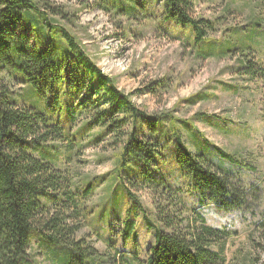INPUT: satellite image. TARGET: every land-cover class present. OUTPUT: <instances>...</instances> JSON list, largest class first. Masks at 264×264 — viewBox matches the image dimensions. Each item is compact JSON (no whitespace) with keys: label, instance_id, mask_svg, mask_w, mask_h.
<instances>
[{"label":"trees","instance_id":"trees-1","mask_svg":"<svg viewBox=\"0 0 264 264\" xmlns=\"http://www.w3.org/2000/svg\"><path fill=\"white\" fill-rule=\"evenodd\" d=\"M99 1L107 11L127 20L147 10L145 0ZM158 2L163 22L191 28L195 42L216 44V52L197 51L199 57L237 52L251 57L252 50L227 46L231 35L243 36L246 29L232 28V34L215 39L208 34L219 31L221 20L196 16L195 0ZM258 2L264 8V0ZM261 24L264 21L257 20L247 29L259 31ZM73 27H77L75 21L52 0H0V264H37L31 253L34 241L52 264H133L141 255L140 264H229L226 243L242 231L228 225L209 226L198 212L192 217L182 215L185 209L179 193L184 189L170 185L174 171L180 172L185 190L192 187L203 205L240 220L256 255L248 264H264L257 253L264 247L260 241L264 240V187L242 184L220 172L205 153L195 154L178 128L179 123L192 126L188 119L140 110L91 58ZM243 60L239 75L264 81V62ZM92 99L95 102L89 105ZM201 116L209 124L218 119L206 113ZM105 138L113 149L121 148L115 153V169L94 178L82 177L73 167L76 162L85 163L80 153L101 146ZM215 150L245 166L236 156ZM108 176L109 188H114V194L123 192L129 202L126 216L115 211L120 215L117 221H122L119 235L125 250L109 259L93 246L87 247L86 238L79 236L86 222L99 220L96 207L86 201ZM129 178L173 191L181 210L178 203L172 204V210L165 207L157 217L163 228H156L138 207L134 186L126 182ZM141 212L149 230L155 229V241L145 249L134 239V246H129L132 254L125 256V238L137 228L134 217ZM112 215L99 220L103 225L97 229L109 235L115 228L108 221ZM107 241L113 249L117 246L114 237Z\"/></svg>","mask_w":264,"mask_h":264},{"label":"rangeland","instance_id":"rangeland-1","mask_svg":"<svg viewBox=\"0 0 264 264\" xmlns=\"http://www.w3.org/2000/svg\"><path fill=\"white\" fill-rule=\"evenodd\" d=\"M52 1L64 7L77 26L72 31L82 41L88 54L106 74L116 80L119 90L130 96L140 110L148 113L168 112L179 119H188L192 126L179 123L178 128L185 144L195 154L205 153L220 172L229 173L242 184L257 183L264 187V81L251 80L237 72L244 58L245 61L253 58L264 62V25L257 28L259 31L251 27L247 29L257 20L264 21V8L258 0H195L196 16L221 20L219 31L209 33V37L223 39L227 37L226 33L232 34V28L247 30L243 36L231 35L227 46L255 53L250 51V57L237 52L220 58L199 57L197 51L216 52V44L195 42L191 28L163 22L160 17L162 6L158 0H145L147 10L139 11V15L132 20L107 11L99 0ZM163 83L167 84L166 88L160 89ZM94 102L95 99H92L89 105ZM203 113L218 119L212 124L205 123L201 116ZM78 127L76 125L74 129ZM109 141L105 138L101 146L87 147L80 153L79 158L85 163L76 162L73 165L79 175L89 179L115 169V153L121 148L113 149ZM215 147L236 156L245 166L225 159ZM170 179L173 188L184 189V193H179L185 209L182 215L192 217L198 212L206 218L209 226L228 225L242 231L226 243L227 263L248 264L249 258L256 256L248 231H244L245 226L234 214H222L213 206L203 205L192 187H189L190 191L188 187L185 190V181L180 172L174 171ZM126 182L133 184L138 207L146 211L156 228H163L157 217L165 212V207L172 210V204L178 203L181 210L180 201L173 191L163 190L156 183H137L135 178L126 179ZM110 183L108 176L86 203L96 207L95 217L100 221L113 214L108 221L114 223L112 226L115 228L108 235L106 231L97 229L103 223L99 220L94 222L92 218L91 222L96 224V228L92 227L91 222H86L79 234L86 238L87 247L93 246L107 259L118 257L116 252L125 250L122 249L123 237L119 235L122 221H117L120 215L115 211L121 210L122 216H126L124 211L129 204L123 192L114 194V188H109ZM103 206L110 209L104 210ZM142 214L134 217L137 228L125 238L128 241L125 256L132 254L129 246H134V239L145 249L155 241V229L149 230ZM108 237H114L117 245L114 249L108 245ZM260 241L264 242L263 239ZM33 247L31 253L37 264H52L35 241ZM257 253L264 260V247H259ZM138 260L133 264H140L144 255L139 256Z\"/></svg>","mask_w":264,"mask_h":264}]
</instances>
